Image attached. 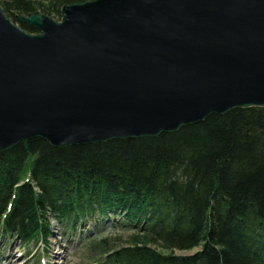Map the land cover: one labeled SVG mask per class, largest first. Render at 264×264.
<instances>
[{"label":"water","instance_id":"obj_1","mask_svg":"<svg viewBox=\"0 0 264 264\" xmlns=\"http://www.w3.org/2000/svg\"><path fill=\"white\" fill-rule=\"evenodd\" d=\"M0 3V149L158 136L264 107V0Z\"/></svg>","mask_w":264,"mask_h":264},{"label":"trees","instance_id":"obj_2","mask_svg":"<svg viewBox=\"0 0 264 264\" xmlns=\"http://www.w3.org/2000/svg\"><path fill=\"white\" fill-rule=\"evenodd\" d=\"M85 1L0 3L18 21L37 11L62 18L64 5ZM51 218L72 233L89 220L128 232L84 241L99 264H264V107L158 136L0 149V235L46 244Z\"/></svg>","mask_w":264,"mask_h":264},{"label":"rangeland","instance_id":"obj_3","mask_svg":"<svg viewBox=\"0 0 264 264\" xmlns=\"http://www.w3.org/2000/svg\"><path fill=\"white\" fill-rule=\"evenodd\" d=\"M57 20L62 18L53 17ZM13 19V18H12ZM14 21V20H13ZM20 26L18 21H14ZM51 234L48 242H40L37 245L26 247L17 236L0 235V264H11L3 255L13 254L16 264H99L100 255L88 250L84 241L89 237L112 235L118 233L127 235L128 232L113 227L115 220L108 221L100 229H95L93 221L89 220L85 225L79 226L76 233H72L55 218H51ZM14 250V251H13ZM197 251H176L177 255H189Z\"/></svg>","mask_w":264,"mask_h":264},{"label":"bare ground","instance_id":"obj_4","mask_svg":"<svg viewBox=\"0 0 264 264\" xmlns=\"http://www.w3.org/2000/svg\"><path fill=\"white\" fill-rule=\"evenodd\" d=\"M13 254H14L13 252H12V254H10L8 256L5 254V255H3V257H4L5 260H8V261L10 260L11 264H16L17 261H16L15 257H13Z\"/></svg>","mask_w":264,"mask_h":264}]
</instances>
